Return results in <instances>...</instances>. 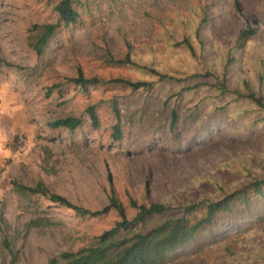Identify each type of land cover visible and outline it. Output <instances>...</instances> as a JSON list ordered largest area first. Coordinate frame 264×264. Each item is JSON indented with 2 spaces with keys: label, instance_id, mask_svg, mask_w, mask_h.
<instances>
[{
  "label": "rangeland",
  "instance_id": "1",
  "mask_svg": "<svg viewBox=\"0 0 264 264\" xmlns=\"http://www.w3.org/2000/svg\"><path fill=\"white\" fill-rule=\"evenodd\" d=\"M57 2L0 0V264H47L119 219L114 209L80 216L43 195L17 192L12 180L43 182L92 211L108 205L113 191L131 219V200H216L243 187L249 172L264 177L248 156L264 154V124L259 113L242 115L256 107L237 97L246 93L242 80L264 97V0H72L79 23L58 29L37 55L30 44L36 26L57 21ZM247 25L257 33L239 43ZM128 51L147 67L110 63ZM78 67L86 77L149 85L80 91L66 81ZM223 79L238 88L232 98L212 85ZM59 82L67 83L50 90ZM111 99L120 112L119 140L111 137ZM90 104L97 106V128L84 112ZM173 108L178 120L170 129ZM65 116L84 122L73 131L48 126ZM253 210L202 237L196 253L184 252L188 264H264V205Z\"/></svg>",
  "mask_w": 264,
  "mask_h": 264
},
{
  "label": "trees",
  "instance_id": "2",
  "mask_svg": "<svg viewBox=\"0 0 264 264\" xmlns=\"http://www.w3.org/2000/svg\"><path fill=\"white\" fill-rule=\"evenodd\" d=\"M234 4L238 8L237 1ZM54 10L58 16L56 22L36 26L38 31L32 37L30 44L37 55L44 52L49 40L58 29L79 23V13L73 7L72 0H58L54 5ZM256 33V28L247 25L240 31L237 41L239 43L246 41ZM184 42L190 46L187 38H184ZM109 61L113 65L129 66L136 69L147 67L134 60L129 51L122 58L111 56ZM148 70L154 75L163 77L154 68H148ZM205 75L209 76L210 72H206ZM200 76L199 74H191L188 78L201 83L198 80ZM66 81L84 92H89L90 89L97 87L108 88L111 86L126 87L135 91L149 85L143 80L133 81L123 77L109 79L96 76L86 77L80 67L77 68L76 75L66 77ZM66 83H55L50 87V90L53 88L61 89ZM216 83L212 85H216L215 91L222 96L232 98L231 93H237L238 88L230 90L225 79L218 84ZM241 84L246 93L237 97L256 107L243 111L242 115L259 113L256 120L259 124H264V97L262 92L256 93L246 80H242ZM193 85L195 86L187 89L191 90L198 87V84ZM110 107L116 119L115 124L111 127V137L113 140H119L122 136L119 122L120 112L114 99L110 100ZM84 112L89 118L91 126L97 128L100 122L96 104L87 105ZM169 117V128L174 129L178 120L176 108L169 112ZM83 122L84 119L81 116H65L51 120L48 126L73 131L82 126ZM254 126V124L251 125V127ZM242 133L248 136L250 134L249 132ZM248 156L253 161L254 169L259 167L264 171V154H249ZM11 184L21 194L43 195L49 201L72 209L80 216L95 217L106 213L109 209H114L118 213L119 219L109 229L104 230L88 244L76 250L63 251L57 256L49 258L47 264H188L190 257L184 252L196 253L202 247V237L212 236L214 229L222 222L237 220L239 215L252 213L255 206L264 205V177L261 174H252L251 172H249L248 182L243 187L229 193L224 192L216 200L201 198L179 205H166L160 202L138 204L131 200L130 205L135 210V215L131 219L126 217L113 191L109 196L108 205L101 210L92 211L72 203L62 195L51 192L43 182L28 186L12 180ZM156 218L157 222L152 224L151 221ZM33 223L35 222L32 221L29 224ZM5 245L9 247L7 242Z\"/></svg>",
  "mask_w": 264,
  "mask_h": 264
}]
</instances>
